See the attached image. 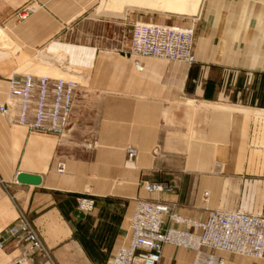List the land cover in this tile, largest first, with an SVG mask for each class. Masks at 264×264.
I'll return each mask as SVG.
<instances>
[{"label":"crops","instance_id":"crops-1","mask_svg":"<svg viewBox=\"0 0 264 264\" xmlns=\"http://www.w3.org/2000/svg\"><path fill=\"white\" fill-rule=\"evenodd\" d=\"M131 1L124 0L122 8L133 7ZM118 4L0 0V104L7 101L14 74L80 83L70 126L61 137L31 133L0 112V264H11L20 253L9 233L20 211L51 253L49 260L36 256L33 264H111L118 248L129 243L139 198L161 199L197 219L216 209L264 215L261 4L204 1L198 10L203 28L194 49L196 65L142 57L140 67L122 54L130 44L133 16L128 10L124 16L113 13ZM249 6L253 13L259 10L249 16L254 31L243 26L244 13L236 12ZM26 7L33 11L18 18ZM231 45L242 51L229 54ZM208 62L257 72L250 83L242 75L230 80ZM129 146L136 147V159H129ZM60 160L66 162L63 173L57 171ZM21 174L41 181L21 182ZM145 181H164L172 190L148 192ZM85 195L95 198L90 212L77 207ZM216 253L225 264H264V257ZM193 259L192 250L167 244L162 264H192Z\"/></svg>","mask_w":264,"mask_h":264},{"label":"built area","instance_id":"built-area-1","mask_svg":"<svg viewBox=\"0 0 264 264\" xmlns=\"http://www.w3.org/2000/svg\"><path fill=\"white\" fill-rule=\"evenodd\" d=\"M32 7L17 13L26 18ZM195 29L158 22H137L132 28L130 44L124 54L134 57L140 67V58L155 57L187 64L196 62L194 51ZM8 97L0 104V112L13 123L31 133L52 134L61 137L70 126L74 100L80 83L76 79L14 74L8 79ZM88 143V147H94ZM129 159H136V147L127 149ZM57 171H66V162L57 163ZM148 192L161 194L172 190L164 181H145ZM209 191L204 192L208 200ZM95 198L85 195L78 198V210L90 212ZM19 255L11 264H33L36 256L51 259V253L39 230L23 211L9 227ZM173 245L194 252L192 264H225L217 251L232 254L264 257V215L242 210H210L204 219L180 214L170 203L161 199L139 198L131 220L129 243L121 245L111 264H162L165 245ZM0 242V247H3Z\"/></svg>","mask_w":264,"mask_h":264},{"label":"rangeland","instance_id":"rangeland-1","mask_svg":"<svg viewBox=\"0 0 264 264\" xmlns=\"http://www.w3.org/2000/svg\"><path fill=\"white\" fill-rule=\"evenodd\" d=\"M173 1L175 0H132L130 4L133 7H123L122 8L121 4L123 5L124 0H120V4H118L119 6L115 8L116 11H113V13L124 16L126 11L128 10V13H130L133 16L132 28L137 22H151L152 21L151 17L154 19V22L162 21V22H167V23H175L176 26H182V27H185L188 25V23L193 22L194 29H195V36H196L195 46H197L198 41H199V36L203 28L202 19H200L199 17L198 10L201 8L203 2L206 0H188L187 1V3H190L191 1L196 2L197 3L196 9L194 8L195 6L193 7L181 6V8L178 9L176 6V3ZM177 1L179 0H176V2ZM215 1L219 2L220 0H215ZM230 1H233V0H230ZM242 1L244 4L245 2H248V1H254V3H260L263 9L261 10L262 12L260 11V13H261L262 18L264 17V0H242ZM163 2H166V3L169 2L170 4H172V6H176V7H171L170 5V8L159 9V8H162L161 5L163 4ZM144 3L149 6H153L154 9H151L149 7L141 8L144 6L141 4H144ZM156 7H159V8H156ZM253 8H254L253 6H249L246 9H242L241 7L236 10V12L238 13V16L244 13L243 15H245L246 20L244 21L243 26L247 27L246 28L248 29L247 31H249V29L254 31V29L249 28V23L251 22V19H252L249 16L253 14L254 16H258L259 10L257 12L255 11L256 13L255 12L253 13L254 11ZM140 16H143L144 18H140ZM175 24H172V25H175ZM259 28L262 29V31H264V27H259ZM245 40H244V43H248V45L249 43H251V40H247V39ZM218 43H219V39H215V44H218ZM195 46H194V49H195ZM238 49L242 51V48L240 49V47L231 45L228 47L227 51L229 54H233V56H235V54H237L238 52ZM122 54L125 56L124 52ZM151 59L158 61V62L166 63V64H181L182 65L184 63L180 61H170V60L160 59V58H155V57H151ZM194 65H196V63H194L193 66ZM209 66L210 67H220L222 72H224L226 76L229 75L228 78L230 80H232L231 78L235 80L237 75H242L245 78H247L246 79L247 83L251 82L255 73L257 72L255 69L251 67L243 66L241 64L233 65V64H218V63L208 62V67Z\"/></svg>","mask_w":264,"mask_h":264},{"label":"bare ground","instance_id":"bare-ground-1","mask_svg":"<svg viewBox=\"0 0 264 264\" xmlns=\"http://www.w3.org/2000/svg\"><path fill=\"white\" fill-rule=\"evenodd\" d=\"M187 1L188 0H179V1H177L176 2V0L175 1H173V2H175L176 3V6H177V8H181V6H189V7H193V6H195L194 8L196 9V6H197V3L196 2H194V1H191L190 3H187ZM160 4V3H159ZM170 5H171V7H172V4H170L169 2H163V4L161 5V7L164 9V8H170ZM65 134V133H64Z\"/></svg>","mask_w":264,"mask_h":264},{"label":"water","instance_id":"water-1","mask_svg":"<svg viewBox=\"0 0 264 264\" xmlns=\"http://www.w3.org/2000/svg\"><path fill=\"white\" fill-rule=\"evenodd\" d=\"M18 180L25 183L37 184L41 181V178L40 176H36V175L21 174L19 175Z\"/></svg>","mask_w":264,"mask_h":264},{"label":"trees","instance_id":"trees-1","mask_svg":"<svg viewBox=\"0 0 264 264\" xmlns=\"http://www.w3.org/2000/svg\"><path fill=\"white\" fill-rule=\"evenodd\" d=\"M239 82H240V78L238 79V81H237V85L239 84ZM252 103H254V99L251 101ZM81 197V196H80Z\"/></svg>","mask_w":264,"mask_h":264}]
</instances>
